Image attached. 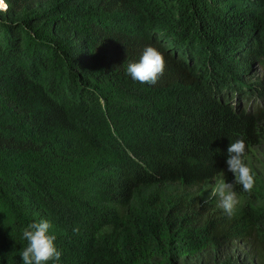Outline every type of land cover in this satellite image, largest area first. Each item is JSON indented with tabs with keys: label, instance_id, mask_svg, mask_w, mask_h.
<instances>
[{
	"label": "trees",
	"instance_id": "obj_1",
	"mask_svg": "<svg viewBox=\"0 0 264 264\" xmlns=\"http://www.w3.org/2000/svg\"><path fill=\"white\" fill-rule=\"evenodd\" d=\"M5 2L0 264H23L41 219L62 252L48 264H264L254 208L190 195L232 142L247 155L264 137V0ZM148 45L166 61L155 84L126 71ZM156 184L183 189L142 225L137 192Z\"/></svg>",
	"mask_w": 264,
	"mask_h": 264
},
{
	"label": "clouds",
	"instance_id": "obj_2",
	"mask_svg": "<svg viewBox=\"0 0 264 264\" xmlns=\"http://www.w3.org/2000/svg\"><path fill=\"white\" fill-rule=\"evenodd\" d=\"M7 8L5 0H0V12L7 11ZM165 66L164 54L156 47L148 45L138 62L129 63L126 71L133 80L141 84H155L163 75ZM226 164L234 180L226 181L222 171L209 191L208 198H216L217 206L231 217L240 202L234 186H241L244 192H251L255 186L254 173L246 163V142L243 139H237L230 144ZM51 228L50 220L41 219L23 229L22 238L27 241V246L21 252L23 264H48L49 261H59L62 252L56 246V236L51 233Z\"/></svg>",
	"mask_w": 264,
	"mask_h": 264
},
{
	"label": "rangeland",
	"instance_id": "obj_3",
	"mask_svg": "<svg viewBox=\"0 0 264 264\" xmlns=\"http://www.w3.org/2000/svg\"><path fill=\"white\" fill-rule=\"evenodd\" d=\"M254 76H262V72L259 71ZM106 118L109 125L112 124L110 116L106 115ZM124 128H126V126H124ZM129 132H131V130ZM246 163L251 167L254 173L255 186L251 192H244L239 185L234 186V190L237 192L240 201L236 207V211L248 206L254 208L256 213L264 218V137L261 139L260 143L252 145L249 148V152L246 155ZM223 172L226 181L232 182L234 180L233 174L227 169ZM221 173L213 180L207 181L199 188L191 191L190 195L196 196L200 202H213L217 206L218 200L216 198L209 199L208 193ZM182 189L183 187L178 184H156L141 187L137 192L134 208L138 211L140 217L143 216L141 217L143 221V223L141 221L142 225L149 223L148 208L153 198H163L164 201L169 202L172 197L177 192L180 193Z\"/></svg>",
	"mask_w": 264,
	"mask_h": 264
},
{
	"label": "built area",
	"instance_id": "obj_4",
	"mask_svg": "<svg viewBox=\"0 0 264 264\" xmlns=\"http://www.w3.org/2000/svg\"><path fill=\"white\" fill-rule=\"evenodd\" d=\"M6 3V2H5Z\"/></svg>",
	"mask_w": 264,
	"mask_h": 264
}]
</instances>
